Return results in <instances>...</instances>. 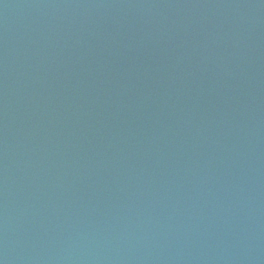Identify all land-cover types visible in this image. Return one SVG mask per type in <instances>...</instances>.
Here are the masks:
<instances>
[{
	"label": "water",
	"instance_id": "water-1",
	"mask_svg": "<svg viewBox=\"0 0 264 264\" xmlns=\"http://www.w3.org/2000/svg\"><path fill=\"white\" fill-rule=\"evenodd\" d=\"M0 264H264V0H0Z\"/></svg>",
	"mask_w": 264,
	"mask_h": 264
}]
</instances>
